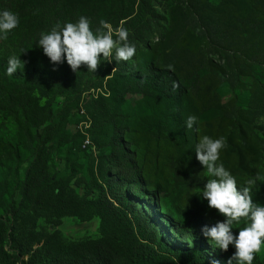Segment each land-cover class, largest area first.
<instances>
[{"label":"trees","instance_id":"16d2710c","mask_svg":"<svg viewBox=\"0 0 264 264\" xmlns=\"http://www.w3.org/2000/svg\"><path fill=\"white\" fill-rule=\"evenodd\" d=\"M240 5L236 6L230 0L227 4L207 0V14H202L195 1L189 0L188 10L194 22L198 23L197 33L200 34L192 35L193 39L188 44L177 41L176 49L170 52H167L171 45L169 40L159 42L166 55L174 60L175 69L171 71L165 66H149L151 82L128 74L124 60L114 64L116 69L113 72L108 67L105 74V77H109L108 96L92 98L85 106L91 121L89 131L93 141L98 145L99 140L103 143L99 146L95 159V171L92 170L93 181L90 188L96 194L91 198L88 195L59 192L61 180L57 178L58 173L51 171L47 160L43 159L45 147L53 140L66 112L56 119L50 105L39 106L34 103L35 98L30 93L15 97L12 91H8L1 96L0 114L9 113L17 126L16 143L10 145V150L18 167L21 166L19 145L24 132L32 135L35 146L19 186L20 199L17 200L15 192H12L5 204L0 230V255L3 251L1 243L5 239L8 243L16 244L17 257L22 264H34L37 261L41 264H229L228 258L234 251L233 247L229 245L227 251L214 249L201 234L200 223H195L196 230L193 234L187 226L174 224L171 220L163 219L165 228H162L148 211L149 201L141 202L142 167L137 164L125 136L132 135L133 132L131 112L134 113V118L142 121L147 120L148 116L138 108H131L125 97L126 94L142 92L145 87H149L155 97L168 108L164 116L157 120L156 135L169 138L172 136L170 131H175L189 140L192 135L189 136V131L194 132L193 128L187 130L179 123H172L175 118L173 104L176 98H182L185 93V89L178 83L177 74L187 72L191 78L192 89L186 96V109L199 105L204 111L214 109L219 104V96L216 91L215 94L211 93L213 88L202 75L192 76L193 71L200 70L204 64L213 73L224 69L197 47V41H206L213 53L221 55L225 67L232 72L236 71L237 76L248 75L250 71L247 69L253 65L264 67V0H251L242 10ZM142 7L141 3L139 9ZM133 13V10H129L122 17L126 23L134 21ZM149 37L148 32H135L132 36L136 41ZM6 67L7 58L0 54V81L11 84L25 86L46 81L60 87L69 83L66 71L47 75L46 70L39 67L30 71L18 69L9 76L5 74ZM259 94L261 92L255 91L245 105L233 102L221 106L222 122L215 131L219 134L218 137H225L222 136L225 133L223 130L229 131L220 154L229 162L230 173L236 178L237 186L243 185L240 179L249 171H253V177H261L250 187L249 195L254 203L264 204V133L258 132L256 128V121L264 115V101ZM176 126L181 128L176 130ZM73 140L80 143L79 147L82 149L85 135L77 131ZM183 144H179L181 149ZM193 144L195 146L196 143ZM187 149H183V152ZM159 189L162 187H158V192ZM153 200L154 196L151 204ZM25 203L48 205L55 209L58 217L71 215L82 223L97 217L101 237L63 245L53 244L52 237L48 236L40 247L32 249L30 244H21L13 232L15 221L20 217ZM170 233L178 236L185 245L173 242L174 238ZM25 254L29 255L27 262L21 259Z\"/></svg>","mask_w":264,"mask_h":264},{"label":"rangeland","instance_id":"374dc122","mask_svg":"<svg viewBox=\"0 0 264 264\" xmlns=\"http://www.w3.org/2000/svg\"><path fill=\"white\" fill-rule=\"evenodd\" d=\"M194 1L200 12L207 14V0ZM209 1L226 4L228 2V0ZM230 1L236 6L245 1L240 5L242 10L251 0ZM141 3L143 7L139 9ZM188 4L189 0H0V9L14 12L19 19L18 25L10 31L7 38L0 40V54L5 58L10 55L19 56L23 64L20 68L22 71L43 67L47 75L57 74L59 71H66L67 74L69 83L60 87L46 81L33 82L25 86L0 81V98L8 91H12L15 97L30 93L35 98L34 103L39 106L49 104L56 119L62 114L65 115L66 112V117L63 116L52 137L53 140L43 152V159L47 160V166L51 171L57 172V178L61 180L58 186L59 192L78 196L88 195L89 198L96 194L90 186L93 181L92 174L96 168L95 159L99 146L101 147L103 143L99 140L98 145L93 141L92 133L89 131L91 121L85 106L92 98L108 96L109 77H105V74L108 67L112 69V72L115 71L114 64L122 60H113L109 63L102 59L95 72L87 71L83 65L74 72L66 62L58 64L50 62L42 49L35 44L37 35L41 31L49 30L57 23L63 26L65 22H75L81 15L89 18L92 28L98 26V22L103 19L113 30L117 27L126 29L127 41L135 46L134 55L129 60H124L128 74L151 82L149 66L154 68L165 66L171 71L175 69L174 60L166 55L159 42L169 40L171 45L167 52H170L176 49L177 41L188 44L193 39L192 35L199 30L198 23L194 22L188 10ZM129 10L134 12L132 23H126V20L122 18ZM135 32L138 34L148 32L150 37L143 41H136L132 38ZM196 44L209 59L224 69L213 73L209 66L204 64L200 70L193 71L192 76L202 75L213 88L211 93L215 94L216 91L219 96V104L217 103L214 109L204 111L199 105L186 109V96L192 89L191 78L187 72L177 74L178 83L185 89V93L182 98H176L173 104L172 111L175 118L172 123L174 125L179 123L184 129L190 130L185 126V119L188 115L196 116L198 127L194 124V132L189 131V136L192 134L189 140L175 131H170L172 136L169 135V138L156 135L157 120L164 116L168 108L155 97L149 87H145L142 92L126 94L125 97L131 108H138L148 116L147 120L142 121L134 118V113L131 112L130 118L134 128H132V135L125 136L137 164L142 167L143 197H140V200L141 202L149 201L148 211L162 228H165L163 219L171 220L174 224L187 226L191 234L196 230V222L201 225H212L217 220H223V216L218 214L217 210L209 208L206 200L201 199L197 194L207 177L195 158L193 143H197L202 135L218 138L219 134L215 130L219 129L217 126L222 122L221 106L233 102L245 105L257 90L261 92L259 95L264 101L263 66L253 65L252 68L247 69L250 71L248 75L237 76L236 71L232 72L225 67L221 55L213 53L212 47L206 41L199 40ZM81 109L84 110V115L80 113ZM211 111H214V114H211ZM209 127L215 129L211 130ZM180 128L176 126V130ZM256 128L258 132L264 133V115L256 121ZM184 129H182L183 132ZM77 131L90 138L93 144V150L90 153L80 149V143L73 140V135ZM223 131H225L222 134L225 136L223 137L225 141L229 131ZM23 134L24 138L19 145L21 166L18 167L10 150V145L16 143L17 126L9 113L0 114V230L4 220L5 204L11 193L15 192L16 199H20L19 186L35 146L32 135L27 131ZM180 143H184L182 149L179 147ZM186 148L188 149L183 152ZM220 153L218 162H222L230 171L229 162ZM253 174V171L247 172L241 177L240 182L244 184V181L253 177ZM158 187H162L161 190L159 189L160 192ZM152 196H154L153 204H151ZM244 224L245 220L240 219L238 224L233 225V233L238 232V228ZM13 232L14 237L19 239L21 244H30L32 249L40 247L48 236L52 237L53 244L63 245L101 237L97 217L82 223L73 219L71 215L58 217L55 209L48 205L31 203L24 204L20 217L15 221ZM170 236L174 238V240L170 239L173 242L181 243L178 236L172 233ZM1 245L3 251L0 255V264H22L17 257L14 242L8 243L4 239ZM21 259L27 262L29 255L25 254ZM34 264L41 263L37 261ZM252 264H264V247L259 253H254Z\"/></svg>","mask_w":264,"mask_h":264},{"label":"clouds","instance_id":"9594fccd","mask_svg":"<svg viewBox=\"0 0 264 264\" xmlns=\"http://www.w3.org/2000/svg\"><path fill=\"white\" fill-rule=\"evenodd\" d=\"M19 23L17 15L0 9V40ZM37 47L52 63L66 62L72 71L77 72L83 65L87 71L95 72L98 63L103 59L111 63L113 60H129L135 53V46L127 41V30L117 27L113 30L108 22L101 19L98 26L90 27L86 16H79L75 22L53 25L47 31H41L35 41ZM23 52V51H22ZM23 64L17 55L7 58L6 75H12ZM197 125L194 115H188L185 126L189 129ZM224 147V138H212L202 135L194 146L195 158L202 166L206 182L197 192L207 206L217 210L223 220L212 225H202L200 232L214 249L227 251L229 245L234 249L228 258L229 264H252L254 253L264 247V204L254 203L249 195L250 187L261 177L256 175L237 186L236 178L219 161L220 150ZM245 224L233 233V225L240 219Z\"/></svg>","mask_w":264,"mask_h":264},{"label":"built area","instance_id":"2783aa9c","mask_svg":"<svg viewBox=\"0 0 264 264\" xmlns=\"http://www.w3.org/2000/svg\"><path fill=\"white\" fill-rule=\"evenodd\" d=\"M80 113H81L82 115L85 114V112H84L83 109H81ZM92 145H93V144H92L90 138H89L88 136H85V140H84V142H83V144H82V149H83V150H86V152L90 153L91 150H93Z\"/></svg>","mask_w":264,"mask_h":264}]
</instances>
